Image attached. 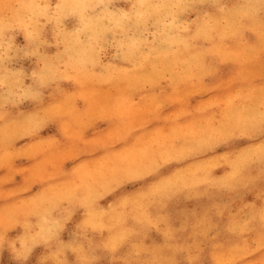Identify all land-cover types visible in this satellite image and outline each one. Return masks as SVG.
<instances>
[{"label":"clouds","instance_id":"clouds-1","mask_svg":"<svg viewBox=\"0 0 264 264\" xmlns=\"http://www.w3.org/2000/svg\"><path fill=\"white\" fill-rule=\"evenodd\" d=\"M0 264H264V0H0Z\"/></svg>","mask_w":264,"mask_h":264}]
</instances>
